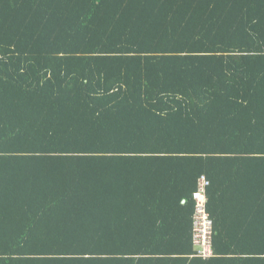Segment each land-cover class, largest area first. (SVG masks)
I'll use <instances>...</instances> for the list:
<instances>
[{"label": "trees", "instance_id": "16d2710c", "mask_svg": "<svg viewBox=\"0 0 264 264\" xmlns=\"http://www.w3.org/2000/svg\"><path fill=\"white\" fill-rule=\"evenodd\" d=\"M0 264H264V0H0Z\"/></svg>", "mask_w": 264, "mask_h": 264}, {"label": "built area", "instance_id": "2783aa9c", "mask_svg": "<svg viewBox=\"0 0 264 264\" xmlns=\"http://www.w3.org/2000/svg\"><path fill=\"white\" fill-rule=\"evenodd\" d=\"M210 183L206 177L199 180L197 191L193 194L195 212L193 217V246L196 255L193 258L208 260L214 258V223L208 211L207 191Z\"/></svg>", "mask_w": 264, "mask_h": 264}, {"label": "clouds", "instance_id": "9594fccd", "mask_svg": "<svg viewBox=\"0 0 264 264\" xmlns=\"http://www.w3.org/2000/svg\"><path fill=\"white\" fill-rule=\"evenodd\" d=\"M192 243H193V232H192ZM213 246H214V242H213ZM195 249V248H194ZM195 255H196V252H195ZM215 258V257H214ZM214 258H211V259H214ZM198 259V258H197ZM211 259H208V260H211ZM203 260V259H201ZM208 260H204V261H208Z\"/></svg>", "mask_w": 264, "mask_h": 264}, {"label": "crops", "instance_id": "0c3cea01", "mask_svg": "<svg viewBox=\"0 0 264 264\" xmlns=\"http://www.w3.org/2000/svg\"><path fill=\"white\" fill-rule=\"evenodd\" d=\"M184 205H186L187 204V201H184V203H183ZM194 217V216H193ZM193 248H194V246H193ZM194 252H195V249H194Z\"/></svg>", "mask_w": 264, "mask_h": 264}]
</instances>
